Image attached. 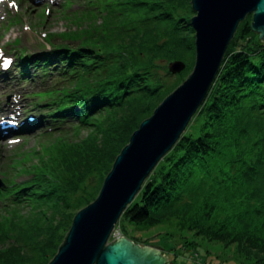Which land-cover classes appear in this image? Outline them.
I'll return each instance as SVG.
<instances>
[{
	"label": "trees",
	"instance_id": "16d2710c",
	"mask_svg": "<svg viewBox=\"0 0 264 264\" xmlns=\"http://www.w3.org/2000/svg\"><path fill=\"white\" fill-rule=\"evenodd\" d=\"M88 2L101 21L70 36L75 44L51 40L36 54L19 49L12 67L0 70L15 77V68L27 82L54 75L30 106L41 116L28 123L45 132L75 130L73 139L45 147L28 179L4 182L0 201L31 211L11 213L14 223L0 234V264L52 260L133 132L194 68L192 0ZM72 5L66 0L67 10ZM252 16L240 22L187 130L122 216L137 228L177 225L264 264V40ZM175 60L186 68L173 74L167 64Z\"/></svg>",
	"mask_w": 264,
	"mask_h": 264
},
{
	"label": "water",
	"instance_id": "95a60500",
	"mask_svg": "<svg viewBox=\"0 0 264 264\" xmlns=\"http://www.w3.org/2000/svg\"><path fill=\"white\" fill-rule=\"evenodd\" d=\"M192 6L196 12L191 21L196 32L192 72L133 132L98 196L76 213L64 243L48 264H172L158 247L142 246L122 235L109 242L110 237L146 179L205 102L231 40L249 14L252 30L264 40V0H192ZM168 67L175 74L186 63L175 60ZM3 187L0 178V192Z\"/></svg>",
	"mask_w": 264,
	"mask_h": 264
},
{
	"label": "rangeland",
	"instance_id": "374dc122",
	"mask_svg": "<svg viewBox=\"0 0 264 264\" xmlns=\"http://www.w3.org/2000/svg\"><path fill=\"white\" fill-rule=\"evenodd\" d=\"M65 2L66 0H0V70L12 67L19 49L25 48L29 53L36 54L45 46L51 48V40L75 44L70 41V36L76 33L84 35L88 27L92 28L101 21V18L96 17L95 11L88 8V0H73L70 10H67ZM49 34L53 36H48ZM6 61L9 64L4 66ZM14 69L15 77L5 73L0 75V117L9 111L21 117L19 121L6 120L5 124L11 126V131L0 132V178L4 182L28 179L45 147L53 142L56 146L65 139H73L75 132L73 128H67V134L45 132L37 123L29 125L30 116H41V108L36 107L31 111V103L40 98L36 94L44 92L47 86L54 83V75L49 76L45 82L41 79L27 82ZM62 85L58 83V87ZM42 111L45 112L43 108ZM24 121L28 124L24 126L28 127V132H22L24 127H19ZM78 133L85 135L86 129L83 128ZM8 204V201H0V234L5 233L14 223L11 213L26 215L31 211L27 206H7ZM119 233L142 246L160 248L167 256V263L251 264L239 257L232 246L204 239L177 225L160 224L146 229L137 228L122 216L109 242L118 237ZM194 240L196 245L187 243Z\"/></svg>",
	"mask_w": 264,
	"mask_h": 264
},
{
	"label": "bare ground",
	"instance_id": "6f19581e",
	"mask_svg": "<svg viewBox=\"0 0 264 264\" xmlns=\"http://www.w3.org/2000/svg\"><path fill=\"white\" fill-rule=\"evenodd\" d=\"M13 113L14 112L9 111L8 114L3 115V116L0 117V132H2V131H8V130L11 131V129H10L11 126L9 124L8 125L5 124V121L6 120L11 119V120H14V121H16V120L19 121L21 119V117H19L16 114H13Z\"/></svg>",
	"mask_w": 264,
	"mask_h": 264
},
{
	"label": "built area",
	"instance_id": "2783aa9c",
	"mask_svg": "<svg viewBox=\"0 0 264 264\" xmlns=\"http://www.w3.org/2000/svg\"><path fill=\"white\" fill-rule=\"evenodd\" d=\"M120 235V233L118 234V236Z\"/></svg>",
	"mask_w": 264,
	"mask_h": 264
}]
</instances>
